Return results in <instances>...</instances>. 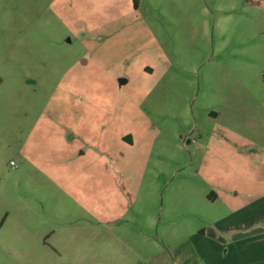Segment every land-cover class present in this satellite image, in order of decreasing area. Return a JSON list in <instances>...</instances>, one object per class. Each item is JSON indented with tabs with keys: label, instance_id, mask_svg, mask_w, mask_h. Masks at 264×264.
<instances>
[{
	"label": "rangeland",
	"instance_id": "374dc122",
	"mask_svg": "<svg viewBox=\"0 0 264 264\" xmlns=\"http://www.w3.org/2000/svg\"><path fill=\"white\" fill-rule=\"evenodd\" d=\"M263 32L264 0H0V264H175L186 247L198 264L195 235L229 208L194 142L264 74ZM53 164L95 171L94 215L41 211L32 176Z\"/></svg>",
	"mask_w": 264,
	"mask_h": 264
},
{
	"label": "crops",
	"instance_id": "0c3cea01",
	"mask_svg": "<svg viewBox=\"0 0 264 264\" xmlns=\"http://www.w3.org/2000/svg\"><path fill=\"white\" fill-rule=\"evenodd\" d=\"M258 36L251 41L255 50L264 46V38L260 39L264 32ZM147 71L153 72L150 68ZM256 84L237 89L227 101L222 100L219 103L220 109L210 112L211 120L218 123L217 128L212 132L209 128L194 142L199 145L202 153L199 170H216L217 175L221 176L211 185L208 200L213 204L227 201L225 204L229 208V214L214 223V227L201 229L195 235L201 242L198 264H264V74L256 77ZM57 124L59 127L66 125L65 122ZM121 139L129 145L134 143L133 138L127 134L121 135ZM72 144L65 142L62 152L71 153ZM78 144H81L80 150L85 145L91 148L90 144L81 140H78ZM86 152L88 150L82 151V154ZM80 154L70 156L65 163L73 162L76 157H81ZM45 160L50 161L47 156ZM58 167L41 166L43 170H34L32 178H35V198L39 197L38 203L43 209L41 211L47 209L45 213L59 216L63 208L71 211L84 208L87 213L94 215V210L91 211L89 207L94 206L90 199L96 180L95 171L58 170ZM226 170L232 171V179L228 177L229 180H225ZM10 206L9 196L5 225L8 221L12 222ZM11 232L3 234L7 240H2V247L18 249L21 245L17 246L13 240L17 239L14 233L20 231ZM21 234L22 240L32 237L26 232ZM35 238L38 240L42 237L38 235ZM186 249L193 256L191 252L194 251ZM182 252L183 249L174 253L178 258L176 263L188 264L189 253L186 257Z\"/></svg>",
	"mask_w": 264,
	"mask_h": 264
},
{
	"label": "built area",
	"instance_id": "2783aa9c",
	"mask_svg": "<svg viewBox=\"0 0 264 264\" xmlns=\"http://www.w3.org/2000/svg\"><path fill=\"white\" fill-rule=\"evenodd\" d=\"M12 164L14 165V163L12 162Z\"/></svg>",
	"mask_w": 264,
	"mask_h": 264
}]
</instances>
